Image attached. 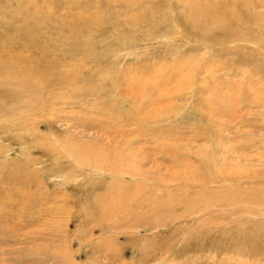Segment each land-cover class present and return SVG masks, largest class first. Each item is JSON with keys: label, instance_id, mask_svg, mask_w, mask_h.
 Instances as JSON below:
<instances>
[{"label": "rangeland", "instance_id": "1", "mask_svg": "<svg viewBox=\"0 0 264 264\" xmlns=\"http://www.w3.org/2000/svg\"><path fill=\"white\" fill-rule=\"evenodd\" d=\"M32 2L38 38L2 46L54 75L0 76V264H264V115L244 91L264 93V47L241 39L264 19L202 31L183 0ZM15 7L0 0V33Z\"/></svg>", "mask_w": 264, "mask_h": 264}, {"label": "bare ground", "instance_id": "2", "mask_svg": "<svg viewBox=\"0 0 264 264\" xmlns=\"http://www.w3.org/2000/svg\"><path fill=\"white\" fill-rule=\"evenodd\" d=\"M261 1H262V3L264 2V0H261ZM16 2H17V6L18 7H15L14 16H20V17L17 19V22H15L14 24L4 25L3 26L4 27L3 33H0V36L1 35L2 36L3 35H9V33H13V35L11 37H15V35L16 36L18 35L19 40L21 42H23V43H26L28 41L36 40L38 38L37 36H38V33H39L38 29H36V23L39 24L40 22L41 23L44 22V20L42 21L43 17H42V15L40 13V8L35 5L36 1L32 2V0H16ZM183 2H184V4L187 7L188 16H189V20H190L191 25L198 27L202 31H207L209 28H211V27L207 26L206 20L208 18L212 19L213 21H215L214 22V26H217L216 23H218V24H220V26L226 28V27L232 25V21H238V20L241 21V20H243L244 23H249V22H255L256 21L257 24H258L257 25L258 29L263 28L262 27V23H261V22H263L262 20L264 19V15L263 14L247 13L246 15H242L240 10H239V7L237 8L235 6L234 7H228L226 10H220L219 7L212 6V5H205L204 7L203 6L202 7H197V5L195 4V2L193 0H183ZM76 3H77V0H76ZM235 5L237 6L236 2H235ZM0 13L3 14L4 11H3V13L2 12H0ZM37 15H38V17H37ZM259 15H260V17L262 19L259 18ZM28 17H30L33 22L32 21L31 22H27L26 19ZM87 19L90 20V21L96 22V23H98L100 21V17L98 16V13H96V12H91V14H89L87 16V18L86 17L83 18L82 25L85 26V27H91L89 25V22H88ZM66 24H67V26L65 28H67V29H73L74 28V25H73L74 21L73 20L72 21L66 20L65 22H63L62 26L66 25ZM208 24H209V22H208ZM241 24H242V22H241ZM39 29H40V27H39ZM235 32H239V30H235ZM246 35H247V33H246ZM249 38H251L252 41L255 44H259V45H261V47L262 46L264 47V38L261 37V35L260 36H255V37H251V35H249L248 37L247 36L246 37L242 36L241 39L243 41H249ZM9 39L12 42L14 41V38H10L9 37ZM10 40L8 41V43L11 42ZM7 58H10V59L6 60ZM11 58H14V55H12V50L10 49V46H8V47L2 46V38H0V76L5 74V75H10V76L14 77V76H16L18 74H21V76L23 74H25V75H23V79L20 80V81L18 80V83H16L17 86L20 89H23V88L29 89V88L26 87V85H29V83L31 81H33V82H43L44 80L45 81H49V79L51 80V78L49 76H52L53 73L50 74V71H48V67L49 66L44 67V65H46V64L45 63H44V65L41 64V59H42L41 56H38L35 59L31 58V57H28V58L23 59V60L20 59V60L16 61L15 63H13ZM2 61L3 62L4 61H9L10 65H7L8 63L7 64H3ZM24 66L26 68H24ZM253 73L255 75H258V76L264 75V60H260L258 64H255V66L251 69V74H253ZM259 73H261V74H259ZM34 74H36L37 76H35ZM248 81L249 82L247 83L246 89H244V91L246 90L245 91L246 93L250 92L249 95L251 97H249V99H251V100H250L249 104L250 103H251V105L252 104H256L257 106L262 107V112H260V113L263 116L264 115V93H260L259 90L257 91L256 89H254V86L251 85L252 79L249 78ZM238 87H239V90H240V88H244V86L242 84H239ZM262 87H264V85ZM25 89H23V90H25ZM254 92H256L257 94H255ZM16 93H18V91ZM222 97L218 95V101H221L223 99ZM242 141H245V140H242ZM252 141H254V139ZM251 146H253V145H251ZM228 148H230V147H228ZM195 169H193L191 172H189V179L186 180L187 182H191V183H192V181L193 182H198V181L201 182L203 180V171L196 172ZM235 172H237V170ZM221 175H223V174H221ZM184 176H183V178H184ZM208 176H209V174L207 175V177ZM239 176H241V175H239ZM145 180H146V178H145ZM197 184H199V183H197ZM197 186H199V185H197ZM179 195H180V193H179ZM183 197H185V195H183ZM187 199L188 200H185V201H179L180 204L182 203L184 206H188L191 201L194 202L191 199V197H188ZM231 199H233V198H231ZM189 200H191V201H189ZM194 203H196V200H195ZM189 209L190 208H186L184 211H190Z\"/></svg>", "mask_w": 264, "mask_h": 264}]
</instances>
